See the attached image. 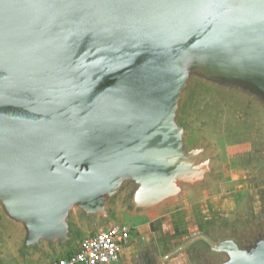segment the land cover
<instances>
[{"label":"water","instance_id":"water-1","mask_svg":"<svg viewBox=\"0 0 264 264\" xmlns=\"http://www.w3.org/2000/svg\"><path fill=\"white\" fill-rule=\"evenodd\" d=\"M192 91L191 108L252 118L247 170L264 180V0H0V264L5 247L48 264L121 210L210 190L222 165L189 143ZM250 210L174 232L165 258L264 264V201Z\"/></svg>","mask_w":264,"mask_h":264},{"label":"rangeland","instance_id":"rangeland-1","mask_svg":"<svg viewBox=\"0 0 264 264\" xmlns=\"http://www.w3.org/2000/svg\"><path fill=\"white\" fill-rule=\"evenodd\" d=\"M197 92L188 93L189 100H186V110L184 109L182 113V121L192 124L189 143H196L202 137L211 143L219 157L218 163L222 165V178L210 190L191 196L186 200L187 203L183 202L182 204L172 205L163 209L156 216L155 224L160 229L166 221L168 222L172 219L173 215L176 217L182 214V210L184 211L183 207L189 209V205H199V200L201 199H203L204 209L203 225L209 229L221 228L238 220L241 221L244 215L251 211L252 207L255 209L262 200L264 201V180L259 178L254 171L249 172L247 170V167H251L252 156H250V153L253 135L251 134V123L246 122H252V118L249 121L242 122L237 121L227 109L213 106L207 108L203 107V105L198 108H191L199 104L200 98ZM221 102L223 103V100ZM230 191L238 194H236L235 200L225 202L223 194ZM247 211L249 212L246 213ZM204 216L208 217V219ZM149 225L150 223L144 224L145 233L147 234H149L151 228ZM187 226V223H182L177 227L171 225L167 236L175 235L174 232L179 234V229L182 230L180 236H184L189 229ZM6 228L10 230L9 227ZM163 236L167 238L165 235ZM144 237L145 235H138L136 248L143 250L144 253L150 250H157L155 238L151 240L152 244L149 243L148 247L144 246ZM10 250L5 247L6 253L4 256L6 255V257L3 258L4 264H28L30 262L33 263V261L35 264H39L37 258L26 257L23 259L12 256ZM56 255L58 254H52L51 257L53 258ZM145 255L142 254L144 260H146ZM193 264L201 263L195 262Z\"/></svg>","mask_w":264,"mask_h":264},{"label":"crops","instance_id":"crops-1","mask_svg":"<svg viewBox=\"0 0 264 264\" xmlns=\"http://www.w3.org/2000/svg\"><path fill=\"white\" fill-rule=\"evenodd\" d=\"M224 193V192H223ZM231 193V194H230ZM236 194L238 193H232L225 192L223 194V199L225 202H230V200L233 201L236 198ZM202 195V194H201ZM187 203V201H185ZM185 203V204H186ZM188 208L183 207L184 211L182 210V214H179L178 216L171 217L172 219L170 221H166V223L163 224L162 228L160 229L157 227L156 223V216H158L160 213L150 216V215H143V214H130L126 213L124 211H119L117 219L115 220L116 223H121L127 225L131 230V235L129 238V241L127 244L123 247V249L119 253V259L118 261L111 263V264H189L185 260V256L183 253H178L174 255L173 257L166 259L165 255L171 251L173 246L176 245L177 239L179 235L177 236H166L165 238L163 233H166L170 231L171 225L174 227L180 226L182 223H187L189 228H192L197 225H203V199L199 200V205H189ZM181 209V208H180ZM208 219V217L204 216ZM114 222V223H115ZM150 223V230L149 234L145 233L144 224ZM155 224V225H154ZM167 230V231H166ZM98 228L91 229L88 227H85L82 229V236H86L90 233L97 232ZM163 231V232H162ZM182 230L179 229L178 233H180ZM145 235L144 237V246H148L149 243L152 244L151 240H154L157 244V247L155 251H146L144 253L143 250H138L136 248L137 245V238L138 235ZM153 238V239H152ZM149 247V246H148ZM159 251V253H158ZM146 256V260H144V257ZM28 264H35L33 261Z\"/></svg>","mask_w":264,"mask_h":264},{"label":"built area","instance_id":"built-area-1","mask_svg":"<svg viewBox=\"0 0 264 264\" xmlns=\"http://www.w3.org/2000/svg\"><path fill=\"white\" fill-rule=\"evenodd\" d=\"M130 228L115 224L106 230L88 234L78 248L48 264H111L119 259V253L129 241Z\"/></svg>","mask_w":264,"mask_h":264}]
</instances>
